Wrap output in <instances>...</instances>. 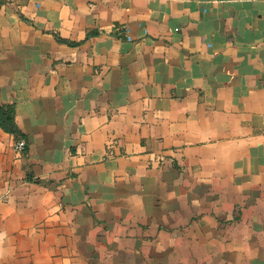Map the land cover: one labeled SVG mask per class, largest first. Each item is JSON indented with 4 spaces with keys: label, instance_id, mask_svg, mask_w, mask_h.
Masks as SVG:
<instances>
[{
    "label": "crops",
    "instance_id": "obj_1",
    "mask_svg": "<svg viewBox=\"0 0 264 264\" xmlns=\"http://www.w3.org/2000/svg\"><path fill=\"white\" fill-rule=\"evenodd\" d=\"M0 105V264H264V0H0Z\"/></svg>",
    "mask_w": 264,
    "mask_h": 264
},
{
    "label": "trees",
    "instance_id": "obj_2",
    "mask_svg": "<svg viewBox=\"0 0 264 264\" xmlns=\"http://www.w3.org/2000/svg\"><path fill=\"white\" fill-rule=\"evenodd\" d=\"M97 33H88L86 38L96 35ZM59 42L64 43L61 39ZM70 46H77L78 44L66 43ZM0 129L14 137L15 140L23 139V134L19 130L15 122V107L14 105H0Z\"/></svg>",
    "mask_w": 264,
    "mask_h": 264
},
{
    "label": "built area",
    "instance_id": "obj_3",
    "mask_svg": "<svg viewBox=\"0 0 264 264\" xmlns=\"http://www.w3.org/2000/svg\"><path fill=\"white\" fill-rule=\"evenodd\" d=\"M25 147H26V144L24 140L18 139V140H15V142L13 143L12 150L16 154H22L25 151Z\"/></svg>",
    "mask_w": 264,
    "mask_h": 264
}]
</instances>
